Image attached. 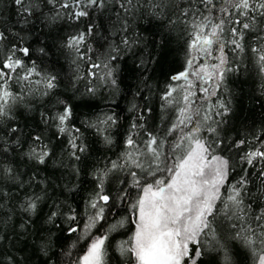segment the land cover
I'll return each mask as SVG.
<instances>
[{
  "label": "trees",
  "instance_id": "obj_1",
  "mask_svg": "<svg viewBox=\"0 0 264 264\" xmlns=\"http://www.w3.org/2000/svg\"><path fill=\"white\" fill-rule=\"evenodd\" d=\"M65 2L73 4V0ZM121 2L104 0L102 6L78 8L73 5L64 9L60 7V0H56L55 6H45L43 0H28L27 6L39 5V14H33L26 21L23 6H17L14 0H0V32L6 37L0 41V59L10 54L13 45L27 47L29 56L19 51L16 56L29 67L34 63L40 73L39 76L34 74L31 82L17 83L15 79L9 82L13 92L24 94L27 106L15 108V119L8 122L19 128V144L13 142L14 134L4 137L0 133V143L7 142L6 147H0V163L5 168L11 167L16 174L15 181L11 178L0 180V264H69L64 252L70 245L75 244L71 248L74 261L86 252L93 237L105 234L108 240L103 264H134L130 253L122 255L120 251V245L134 232L130 204L139 194V189L128 186L131 178L127 168L108 176L104 191L112 200L105 206V219L91 229V235L86 236L84 232L69 235L67 232L69 225L83 229L87 217L95 211L87 207L96 190L94 173L110 167L113 161L120 162L131 125L138 126L133 136L137 143L147 139L149 132L164 137L181 106L168 105L161 99L169 84L183 83L173 82L169 77L184 71L189 58L186 53L188 36L179 11L166 9L163 21L143 11L135 13L133 19L119 8ZM214 2L219 9L224 0ZM176 3L186 6L185 0H176ZM80 10H86L88 15L77 19L72 13ZM215 15L219 17L220 13L215 12ZM51 16H56L54 23L48 21ZM169 16L171 24L167 21ZM90 28L91 35H88ZM81 33L85 34V43L77 52L67 45L71 37ZM125 38L129 45L122 43ZM225 51L229 66L239 64V70L226 72L217 95L209 100L202 99L198 85V105L194 107H199L203 114L209 105H217L220 101L228 105L229 112L222 116L215 115L222 109H213V119L201 124L200 135L212 144V154L229 160L228 182L221 189L222 198L229 184L237 181L244 169L250 174L249 195L244 199V206L247 220L255 227L253 217L264 209V194L257 190L260 181L253 166L242 164L240 158L245 151L264 150V76L256 71L244 53L233 52L230 46ZM113 55L115 60L110 59ZM204 62L202 59L201 63ZM94 63H99L100 67L90 68ZM109 69L112 70L111 78L106 75ZM52 76L56 78L55 87L46 89L45 83ZM45 92L47 95H43ZM64 104L72 108L67 127L80 129V139L76 142H82L85 147V152L78 153L79 160L70 155L69 135L58 134L52 120ZM108 115L116 119L115 125H104L101 131L88 126L97 124L99 127V121ZM141 124L143 128L139 127ZM209 126L216 127L217 134H210ZM187 131L188 128H184L183 132L177 130L166 137L163 151L168 154L169 162L164 167L174 163L170 146ZM33 136H40L50 152L44 164L26 155L31 152ZM106 136L111 143H105ZM240 140L245 144L237 147ZM254 164L257 170L264 168V161ZM157 177L165 178L166 173L158 172ZM155 178H149L148 182ZM121 189H126L127 197L117 200ZM37 196L39 200L35 199ZM29 199L37 204L35 213L25 211ZM249 204L250 209L247 208ZM69 208L75 210V222L68 221L64 215ZM216 208L221 211L214 227L217 235L223 237L232 231L230 224L239 225V221L229 220L224 214L231 215V207L223 208L218 201ZM53 211L57 216L54 222H49L48 216ZM121 219L126 220L124 226L109 231L110 225ZM230 252L233 264H255L252 253L239 242L233 244ZM202 260L203 264H221L222 257L219 252L209 251Z\"/></svg>",
  "mask_w": 264,
  "mask_h": 264
},
{
  "label": "snow or ice",
  "instance_id": "obj_2",
  "mask_svg": "<svg viewBox=\"0 0 264 264\" xmlns=\"http://www.w3.org/2000/svg\"><path fill=\"white\" fill-rule=\"evenodd\" d=\"M43 2L45 6L56 4V0ZM14 3L23 6L22 13L26 21L33 14H39L38 4L27 6L28 0H14ZM103 3L104 0H73V4H69L65 0H60V7L68 9L73 5L78 8L102 6ZM185 5L181 7L176 0H122L119 4V8L131 14L133 19L135 13L143 11L146 15L163 21L166 9L179 11L181 23L184 24L188 36L186 53L189 58L186 60L184 71L169 77L173 82L183 83L169 84L161 99L168 105L181 106L178 107L176 120L166 129L164 137L149 132L146 133L147 139L137 143L133 136L137 134L134 130L138 126L136 123L131 125L130 133L125 140V153L120 162L113 161L110 167L98 169L94 173L96 190L89 198L87 207L95 211L87 217L83 229L69 225L67 232L69 235L80 232H84L86 236L91 235V229L105 219V206L112 200L104 191L108 176L114 171L123 172L127 168L129 169L127 175L131 178L128 186L139 189V194L130 204L135 229L129 240L120 245V251L122 255L130 253L134 258V264H203L202 257L209 251L220 253L221 264H233L230 248L236 242L252 253L255 264H264V209L253 217L256 225L253 227V223L246 218L247 210L244 206V199L249 195L250 174L244 169L240 178L229 184L222 198L221 189L228 182L229 160L212 154V144L200 135L201 124L213 119L211 113L215 107L223 110L217 111L216 116L225 115L230 109L222 101L217 105H209L203 114L199 107H194L198 105L196 98L198 85L199 92L203 93L202 99L209 100L217 95L226 72L239 70V64L235 67L229 66L226 47L230 46L233 52L244 53L256 71L264 76V0H224L219 9L214 0H185ZM214 10L220 13L219 17L215 15ZM72 15L78 19L87 16L88 12L80 10ZM55 20L56 16L48 17L49 23H54ZM167 21L169 24L173 23L170 16L167 17ZM88 35H91V28ZM4 39H6L4 33L0 32V41ZM84 43L85 34L81 33L71 37L67 46L79 52V46ZM122 43L129 45L127 38L123 39ZM9 51L10 54L0 59V133L4 137L14 134L13 142L18 145L20 130L8 122L15 119V108L27 105L24 103V94L13 92L9 82L13 79L17 83L31 82V77L34 74L39 76L40 73L36 71L34 63L29 67L22 58L16 56L17 51L23 56H29V48H17L13 45ZM110 59L115 60L116 56L113 55ZM202 59L204 63H201ZM99 67V63L90 65V68ZM104 67L108 68V65L105 64ZM106 75L111 78L112 70L109 69ZM55 79L54 76L50 77L45 83V88L53 89ZM111 83L115 85V79H112ZM43 95H47V92ZM71 117V106L64 104L62 111L54 115L52 120L58 134L69 135L68 143L72 150L70 155L79 160L78 153L85 152V147L82 142L80 144L76 142L80 139V129L67 127ZM115 124L116 119L108 115L99 121V127L97 124L88 126L101 131L102 126L111 127ZM139 127L143 128V125ZM184 128H188L187 133L181 135L178 141L170 146L174 163L170 167H164L169 162L168 154L163 151L166 137L177 130L183 132ZM207 131L210 134H217L216 127L209 126ZM31 139L33 141L31 152L26 155L39 164H44L50 155L47 145L40 136H33ZM104 140L105 143H111L110 137L106 136ZM244 144L245 141L240 140L236 146ZM6 146V140L0 143V147ZM178 151L180 154H177ZM240 160L242 164L253 166L260 181L256 186L257 190L264 194V168L257 170L254 164L256 161H264V150L257 148L245 151ZM158 172H165L166 177H157ZM152 177L156 178L148 182ZM4 178L15 181L16 174L11 167L5 168L0 163V180ZM126 197V189H121L116 199L124 200ZM35 199L39 200L40 197L37 196ZM218 201L223 208L231 207V215L224 213L229 220L235 218L239 221V225L230 224L232 231L226 232L223 237L217 235L214 227L216 216L221 211L216 208ZM247 208L250 209L251 205L249 204ZM36 210V202L29 199L25 211L35 213ZM74 212V209L69 208L68 213L64 214L68 221H76ZM56 216L57 212L53 211L48 216V221L54 222ZM125 223V219L118 220L110 225L109 231H116ZM107 240V234L93 237L86 252L74 261L71 259V248L75 247V244L70 245L64 255L69 258V264H103Z\"/></svg>",
  "mask_w": 264,
  "mask_h": 264
}]
</instances>
